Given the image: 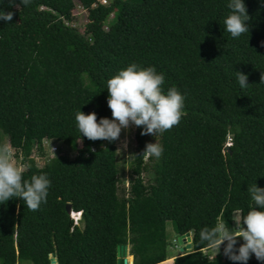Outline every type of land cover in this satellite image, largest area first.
<instances>
[{
    "label": "trees",
    "instance_id": "obj_1",
    "mask_svg": "<svg viewBox=\"0 0 264 264\" xmlns=\"http://www.w3.org/2000/svg\"><path fill=\"white\" fill-rule=\"evenodd\" d=\"M75 1L86 11L82 30L70 24ZM96 1L0 0L13 13L0 19V143L21 155L25 179L43 172L51 181L37 211L21 198L0 203V264H51V253L58 264H116L121 242L129 264H162L167 219L177 236L191 231L174 264H240L223 245L216 259L203 253L199 233L220 220L234 227L232 214L252 204L248 187H264V0H244L250 30L238 38L224 26L229 0ZM133 62L154 66L165 90L185 95V115L156 137L135 127L129 185L119 193L116 141L84 137L75 114L111 119L107 81ZM48 140L76 152L36 165L32 152L43 155ZM156 141L160 158L142 154ZM247 264L264 261L253 254Z\"/></svg>",
    "mask_w": 264,
    "mask_h": 264
},
{
    "label": "clouds",
    "instance_id": "obj_2",
    "mask_svg": "<svg viewBox=\"0 0 264 264\" xmlns=\"http://www.w3.org/2000/svg\"><path fill=\"white\" fill-rule=\"evenodd\" d=\"M27 5L29 0H21ZM230 9L224 20L227 32L233 38L249 33L251 17L244 0H229ZM12 12L0 9V19L11 21ZM237 80L241 88L248 86L247 74L237 71ZM264 81V74L261 82ZM165 77L154 66H141L135 62L119 70L107 81L108 106L112 118L101 117L93 111L85 114L79 110L75 114L77 127L89 140L116 141L122 130L132 126L142 128L141 135L163 134L177 126L185 115V95L176 86L164 88ZM163 147L157 141L147 143L142 154L160 158ZM25 168L17 160L15 148L7 141L0 143V203L12 198H21L27 209L37 211L42 203L47 202L51 181L41 172L30 178L24 177ZM252 204L247 213L236 212L231 218L235 222L230 227L226 220H220L211 227L200 230L202 246L214 250L217 254L223 245V253L231 261L247 264L254 254L256 259L264 261V187L256 183L247 189ZM74 221L80 219V211H71ZM238 239L243 243L238 244Z\"/></svg>",
    "mask_w": 264,
    "mask_h": 264
},
{
    "label": "rangeland",
    "instance_id": "obj_3",
    "mask_svg": "<svg viewBox=\"0 0 264 264\" xmlns=\"http://www.w3.org/2000/svg\"><path fill=\"white\" fill-rule=\"evenodd\" d=\"M71 12L73 14L74 20L70 24L82 30L87 20L85 9L77 1H75L71 7ZM111 16L109 15L108 17H111ZM18 34L21 36L25 35L23 29L20 27H18ZM134 130H135V126H132L129 130H122L120 138L116 140V158L118 159L119 164L123 167L122 172H121L122 180L119 183V186H120L119 193H121L122 190L124 189L126 190L129 185V177H130L129 161L131 159L133 147H135ZM5 141L8 142L6 138H3L2 143ZM51 144H56L57 145L56 149L52 150L50 148ZM78 145H80L79 142H78ZM44 146L45 147H44L43 155L39 156L35 152H32V156L34 157L36 165H41L42 162L52 153H61V154H65L71 157L76 152L75 149L69 148L66 141L48 140L44 143ZM16 155H17L18 163L23 167V164L21 162V155L20 154H16ZM148 175H149L148 172L145 173V177H147ZM236 212H239V211H236ZM234 226H235V222H234ZM166 232H167V238H168L167 256H169V258H167V260L161 261V263L162 264H174V258L176 254H178L180 251H183L189 248V247H186L187 236L185 235L184 238H182V240H178L177 233L174 231L172 227V223L169 219H167L166 221ZM202 252L206 253L209 257H213L215 255L214 250L209 249L207 247L202 248ZM129 263H130V258H129L128 264ZM16 264H33V263L29 259H21Z\"/></svg>",
    "mask_w": 264,
    "mask_h": 264
},
{
    "label": "water",
    "instance_id": "obj_4",
    "mask_svg": "<svg viewBox=\"0 0 264 264\" xmlns=\"http://www.w3.org/2000/svg\"><path fill=\"white\" fill-rule=\"evenodd\" d=\"M68 209L69 204L66 205ZM187 236V241H186V247L191 246V231L187 230L185 234ZM183 235L179 234L178 235V240H182ZM116 264H128L129 261V255H131L130 262H132L133 259V253L129 252V244L128 242H121L117 243L116 245ZM51 264H57L56 257L54 253H51L50 257Z\"/></svg>",
    "mask_w": 264,
    "mask_h": 264
},
{
    "label": "built area",
    "instance_id": "obj_5",
    "mask_svg": "<svg viewBox=\"0 0 264 264\" xmlns=\"http://www.w3.org/2000/svg\"><path fill=\"white\" fill-rule=\"evenodd\" d=\"M109 1H111V0H97L96 2H99V3H107V2H109ZM93 4H95V3H93ZM112 14H113V13L110 12V15H112ZM226 144H227V145L230 144V141L227 140V143H226ZM56 147H57L56 144H51V147H50V148H51L52 150H54V149H56ZM71 216L73 217V215H71ZM78 221H79V220L76 219V220H75V223H78ZM57 264H58V263H57Z\"/></svg>",
    "mask_w": 264,
    "mask_h": 264
},
{
    "label": "bare ground",
    "instance_id": "obj_6",
    "mask_svg": "<svg viewBox=\"0 0 264 264\" xmlns=\"http://www.w3.org/2000/svg\"><path fill=\"white\" fill-rule=\"evenodd\" d=\"M129 256H131V255H129ZM129 258H131V257H129Z\"/></svg>",
    "mask_w": 264,
    "mask_h": 264
}]
</instances>
